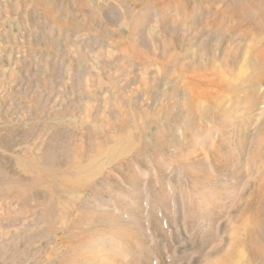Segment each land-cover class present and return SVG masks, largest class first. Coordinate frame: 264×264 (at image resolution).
<instances>
[{
	"label": "rangeland",
	"instance_id": "rangeland-1",
	"mask_svg": "<svg viewBox=\"0 0 264 264\" xmlns=\"http://www.w3.org/2000/svg\"><path fill=\"white\" fill-rule=\"evenodd\" d=\"M82 2L0 0V264H218L264 182V88L246 133L192 105L243 94L239 31L204 0Z\"/></svg>",
	"mask_w": 264,
	"mask_h": 264
},
{
	"label": "bare ground",
	"instance_id": "bare-ground-1",
	"mask_svg": "<svg viewBox=\"0 0 264 264\" xmlns=\"http://www.w3.org/2000/svg\"><path fill=\"white\" fill-rule=\"evenodd\" d=\"M35 1L40 2L41 0ZM71 1H74L80 7H83L84 5L82 0ZM146 1L151 2L152 0ZM191 1L192 0H169V2L173 5L179 6L181 10H185ZM204 1L208 2L211 10L209 17L210 30L215 27L218 29L217 32H224V26H228L227 23L232 22L231 31H239V34L237 33L236 35L240 40V43L238 42V49H236L240 50V58L239 61L237 59L236 60L240 62L241 66L238 67H240L241 70L249 69L250 72L247 75L248 83L243 88V94L238 95L240 97L236 96L238 99H235V97L231 99V107L225 106L224 102L219 101L217 102V105L213 106L207 113H203L196 106V103L192 105V108L194 109L193 111L200 122L207 119H214L221 123L222 128H236L237 130L246 133L252 124V120L248 114L252 110L256 109L258 105V89L260 87L264 88V0ZM218 4L222 6L218 7ZM96 17V14H94L92 17H89V24L93 25V22L97 23ZM212 33L214 34V32ZM217 34L219 36L217 37L219 38L218 43L221 45L223 38H225V34ZM227 38H231V36H228ZM190 42L191 41L189 39L187 41L181 40V38H174L172 35L170 45L169 43L168 45L170 47H176L185 50V54L189 56V47L186 45H188ZM208 45L209 42L207 43L204 41L202 43V48ZM231 51L223 53L221 62H224V60L228 59V57H230L228 60L229 62L234 61V56L237 57L236 55H238V53L234 55ZM215 61V54L209 56V62L211 64L214 65ZM186 64L190 65V61H186ZM237 93L239 94V91H237ZM239 109H242L241 112L235 113ZM228 113L229 117H227ZM231 123L233 124L231 125ZM257 129L258 132L256 133L261 135V138H259L258 141L259 145L256 150V154H262L264 153V125H260ZM245 143H247L246 136L244 138L240 135L239 144L242 145ZM213 157L214 159L216 158L214 153ZM218 168L220 169V167ZM263 183L258 184L257 187H259V189L257 193L251 199H248L239 210H237L235 218L236 221L241 223L242 228H244V233L229 242L226 248L219 249L216 247L212 250V252L215 254L218 253V264H264V192L261 188ZM244 215H246L245 218L243 217ZM206 233L204 235H206ZM207 237L208 233L206 235V238ZM73 254L74 253L70 252L68 257H62L58 261V264L86 263L88 260L87 258H84L83 254L81 255L79 252H77V254L72 259L71 256Z\"/></svg>",
	"mask_w": 264,
	"mask_h": 264
}]
</instances>
